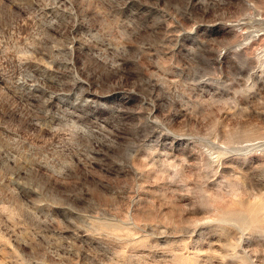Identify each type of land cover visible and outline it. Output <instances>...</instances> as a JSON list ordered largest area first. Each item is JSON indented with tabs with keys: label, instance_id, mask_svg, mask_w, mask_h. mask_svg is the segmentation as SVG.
<instances>
[{
	"label": "rangeland",
	"instance_id": "374dc122",
	"mask_svg": "<svg viewBox=\"0 0 264 264\" xmlns=\"http://www.w3.org/2000/svg\"><path fill=\"white\" fill-rule=\"evenodd\" d=\"M0 264H264V0H0Z\"/></svg>",
	"mask_w": 264,
	"mask_h": 264
}]
</instances>
